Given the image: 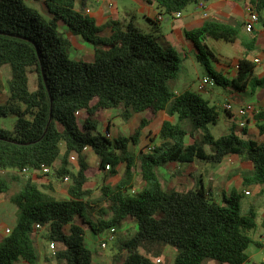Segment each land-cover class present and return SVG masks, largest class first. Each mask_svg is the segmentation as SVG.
Returning <instances> with one entry per match:
<instances>
[{"label":"trees","instance_id":"1","mask_svg":"<svg viewBox=\"0 0 264 264\" xmlns=\"http://www.w3.org/2000/svg\"><path fill=\"white\" fill-rule=\"evenodd\" d=\"M76 1L45 0L49 15L45 19L24 0H0V68L7 66L10 72L0 118H15L11 130L0 127V194L16 188L10 198L16 208L15 226L0 245V264H16L19 259L38 264L35 239L40 233L53 246L57 264H93L87 233L96 237L111 228L117 231L128 220L136 230L130 239L118 242L112 264H160L149 258L157 246L175 250L173 264L207 260L244 264L252 243L249 233L256 223L252 212L241 214V195L233 191L216 202L200 185L186 191L163 190L158 170L169 163L221 164L226 157L238 156L252 166L250 172L242 174V186L264 184V139L244 142L234 133L218 139L210 134L196 139V131L218 122L219 106H209L197 91L184 89L175 94L170 89L168 83L177 79L180 70L176 51L161 47L153 36L131 25L123 27L115 21L106 24L110 34L103 36V28L76 10ZM144 1L169 17L195 3ZM249 3L258 16L264 12V0ZM58 23L92 46V62L68 57L71 45L58 31ZM239 35V28L214 20L185 32L196 49L197 61L215 85L253 93L256 88L264 89V77L254 76V64L241 59L236 75L227 79L213 68L216 58L203 43L207 38L233 43ZM250 45H254L253 39L244 45L246 54L251 52L247 49ZM30 75L35 79L33 89ZM112 110L119 111L125 123L133 115H144L129 138L111 140L97 132V114ZM79 112L86 115L82 123L76 117ZM160 112L169 119L161 124L159 144L151 151H130V146H138L141 131ZM172 117H176L175 123L170 121ZM261 119L264 111L257 115L256 120ZM258 129L264 133V126ZM187 137L191 144H186ZM86 150L98 158V169L104 173L99 191L100 199L110 203L107 219L92 221L85 216L92 196V191L84 189L90 169ZM123 165L126 179L115 187L107 185ZM41 166L51 167L50 180L67 183V198L57 199L50 186L44 191L32 175L21 173L24 169L37 172ZM134 170L145 187L132 193L128 185Z\"/></svg>","mask_w":264,"mask_h":264},{"label":"crops","instance_id":"2","mask_svg":"<svg viewBox=\"0 0 264 264\" xmlns=\"http://www.w3.org/2000/svg\"><path fill=\"white\" fill-rule=\"evenodd\" d=\"M128 1L130 4L120 2L121 10L119 11L117 0H77L76 10L84 15H87L95 21L98 27L103 28L102 35L105 37L109 36L110 34L109 28L106 27V24L109 21L119 22L123 27L131 25L134 28L140 30L142 33L153 36L161 47L172 48L175 50L180 58V61L182 59H186L190 53H197L194 45L188 39H186V31L199 28L206 21L210 20L218 21L220 23L239 28V38L233 43H228L222 40H214L211 38L203 40V43L208 48V43L210 41L222 43L228 47L227 51L229 53L223 55L220 52L215 54L209 48L216 58L213 63V68L218 73H221L225 78L232 79L237 73L238 62L241 59L246 58L254 64V76L257 78L264 77V12L259 15L258 22L253 24L252 32L248 33L245 30V25L249 21V14L247 12L248 6L250 4L249 0H203L206 3V16H204V13L196 8V4L199 0H195L193 7L188 9L186 8L180 13L179 18H176L175 15L170 17L165 15L162 10L157 8L156 5L147 4L144 0ZM30 2L35 3L32 1ZM94 2L96 4H94ZM106 2L108 3L107 8L101 6V4ZM157 18H160L161 21H157ZM152 22H155L157 27H154ZM58 31L70 42L71 47L69 52L74 58H78V60L82 61H84V59L90 60L84 61L88 63L93 61L94 51L92 46L82 41L79 37L72 36L62 23H58ZM252 39L254 40V45L248 46L247 49H250L251 52L246 54L248 50H246L244 45ZM184 88L187 89L186 84L184 85ZM226 89L230 90L229 95L231 98H234L233 103L238 106V110L241 107L252 106L258 111L256 115H247L245 118H238L236 116L237 113H233L232 111L230 112L232 117L228 116L224 112L227 117L226 122L228 123V129L232 130L233 127L236 126L234 121L237 118L236 120L239 121L238 125L242 121L246 122V125L242 128V130L247 133V128H249L248 132L252 134L253 141H262L264 139V133L261 134L259 132L258 126H264V119L257 121L256 118L260 112L264 111V89L256 88L253 93H250L249 91H245L243 93L234 92L231 88ZM175 92L176 94L179 93L177 91ZM208 92L213 93L214 89H211ZM119 113L120 112L116 110L102 111L96 116V119L99 121V125L101 127L103 126L102 130L106 132L111 139L119 136L117 133L112 135L110 134V127L113 124H118L122 121ZM159 116H161V123L157 128V134L163 121L169 119L164 112L158 113L156 119ZM85 117L86 115L84 112H79L77 119L80 123H82ZM156 119L146 128H144L143 135L145 133H152L153 136L156 135V132L154 133V130H151V126L155 123ZM170 121L175 123L176 117L170 118ZM147 146L146 148L151 147L149 144ZM131 147L133 146H130L129 150L133 151L131 150ZM84 155L88 164L90 160H92L95 165L98 164V158L91 150H86ZM71 164L73 166L72 170L75 172L76 162L71 161ZM177 170H179V168H177L176 171ZM251 170L252 166L249 161L242 157L229 156L222 161L221 166L215 169V172L207 175L206 181H204L205 179H203V177L202 179L200 178L199 185L204 187L216 202H219L224 195L228 196L233 191L241 195V214L246 215L249 212H252L255 214L256 223L255 229L249 233L252 243L246 250L247 261L244 264H264V240L261 239V235L264 232V184L252 185L247 188L242 186V174L250 172ZM119 173L120 172H118L116 176L112 177L110 181L115 180V177L120 175ZM36 177L39 178V180H41L43 183H45V178L48 179V177H44L42 175L32 174L33 179ZM184 179H186V176H184ZM47 183L52 189L54 188L53 184L55 181L51 180ZM96 183L97 182L91 183L88 177V181L84 185V189L92 191V194H96L94 192V185ZM184 183H186L185 180ZM222 184H224V186H222ZM213 185L216 186V188H214ZM188 189L189 188L187 185L184 191ZM60 193L62 194L63 199L67 198L66 190L61 191ZM246 193H248V195H246ZM54 195L56 197L55 190ZM129 224L135 228L134 223L128 220L121 226V229H126L127 225ZM14 226L15 222L12 224L11 228L8 229L11 230ZM5 230L2 232V229L0 228V234H2V236H5ZM90 235L91 237L93 236L91 233ZM98 237L100 236H96V238ZM174 256L175 254L173 255L172 263ZM160 264H162V261ZM210 264L217 263L214 262Z\"/></svg>","mask_w":264,"mask_h":264},{"label":"rangeland","instance_id":"3","mask_svg":"<svg viewBox=\"0 0 264 264\" xmlns=\"http://www.w3.org/2000/svg\"><path fill=\"white\" fill-rule=\"evenodd\" d=\"M35 2V3H31ZM24 0V3L28 7L34 8L43 18L48 19L49 15L44 7V1L45 0ZM124 2L125 4H130L128 0H117L118 10H121V3ZM94 4H96L94 2ZM101 6L108 7V3H103ZM193 4L189 5L188 8H192ZM64 37V35H63ZM65 38V37H64ZM209 48L217 54L218 52L223 54L229 53L227 51V45H224L222 43H218L215 41H210L208 43ZM230 50V49H228ZM68 57L70 59H77L74 58L71 53L68 51L67 53ZM182 59V57H181ZM84 61H90L84 59ZM180 70L177 79L174 82H169L168 86L170 89L176 94L177 92H182L184 89V85H187V89L191 91H196L197 85L199 83V80L205 77L206 71L204 67L197 61L196 54L190 53L186 59H182L179 64ZM10 79V72L9 68L7 66L0 68V103H4V101L7 98L8 94V81ZM35 85V79L32 75H30V88L33 89ZM214 92H203L200 93L202 98L207 100L209 103V106H219V117L218 122L215 125H207L206 127L196 131L194 133V137L196 139H201L203 136L210 134L214 139H218L222 136L229 135L230 133H234L237 137H239L242 141L247 142L249 140L253 139V136L251 133H249V128H247V133H245L242 128L238 125V120L235 119V127H233L232 130L228 129V123L226 122V115L224 111L221 109V106L226 103V101H229L233 105V113L238 112V106L233 103L234 98H231L229 95L230 90L225 89L223 87H220L218 85H214L213 87ZM234 97V96H233ZM143 114L133 115L130 119V122L128 121L125 123L124 121L113 124L110 127V134L117 133V135L121 137L129 138L137 129L139 126L140 120L143 117ZM13 116H8L6 118H0V127L11 130L12 125L14 122ZM161 123V116H159L155 123L151 126V130H154V133L157 131V128L160 126ZM103 126L101 127L98 125L97 132L103 134L107 138L111 139L109 135L104 132ZM144 130V129H143ZM143 130L140 134V143L136 148L131 147L134 153H137L139 150H147L146 146L149 144L151 145V148L157 146L159 144V138L158 134L156 132V135L153 136L152 133H145L143 135ZM232 131V132H231ZM260 132V131H259ZM95 135V134H94ZM146 137V138H145ZM255 137V136H254ZM145 138V139H144ZM113 139V138H112ZM111 139V140H112ZM186 144H191L192 139L190 137L186 138ZM148 147V146H147ZM206 150H209L208 146H205ZM91 159V158H89ZM90 169L88 171V177L89 181L97 182L94 185V192L96 194H92L90 197V209L88 211H85V216L91 219L92 221H96L98 218L107 219L111 216L110 213V203L103 201L100 199V187L102 182V176L104 173L99 171L98 164L95 165V163L90 160L89 162ZM221 164H210V163H204L195 161L191 164H177V163H169L163 166L161 169L158 170V178L160 185L163 190L168 189H176L177 191H184L186 189V186L188 185L189 189H193L199 186L200 178L207 179V175L212 174V172H215V169H217ZM179 168V170L176 171V169ZM118 172H120L117 177H115V180L110 181L109 178L106 182L107 185L111 187H115L117 184L121 183L123 180L126 179V170L125 166H121L118 169ZM184 176H186V179H184ZM131 180L129 182V185L131 190H134V192H138L142 190L145 187V184L140 180V177L138 173L134 170L131 174ZM38 185L42 188V190L46 191V188L49 186L47 183L48 181H51L49 178H45V183H43L39 178H34ZM47 179V180H46ZM184 180L186 183H184ZM188 182V183H187ZM109 183V184H108ZM54 188L53 191H56V198L57 199H63L61 191H67V183H57L55 182L53 184ZM224 186V184H222ZM214 188L216 186L213 185ZM16 192V188L12 187L11 190L6 194H0V228L2 229V232H4L5 229L11 228L12 224L16 220V208L11 203L10 198L14 195ZM106 214V215H105ZM79 219V223H80ZM136 228H133L130 224L127 225L126 229H121V227L117 230L116 233V239L113 242H109L107 244V247L105 249H102L100 247V241L107 236L108 231L105 234L100 235V237L96 238L95 236L90 235V233H87L86 237V245L88 249H90L93 253V264H112V256L117 254V245L118 242H124L128 239H130ZM4 236L0 234V245L2 243ZM36 247L38 250V264H57V262L52 257V250L49 248L48 242L44 241L42 238V234L40 233L36 239ZM140 253H143L140 251ZM175 254V250L168 246H157L156 250L152 255L149 256L151 260H155V258L161 262L162 264H173L172 259L173 255ZM121 257L124 258L125 253L120 254ZM159 258V259H158ZM260 261V260H259ZM214 263L213 261L207 260L204 261L202 264H210ZM16 264H27L22 260L16 261Z\"/></svg>","mask_w":264,"mask_h":264},{"label":"built area","instance_id":"4","mask_svg":"<svg viewBox=\"0 0 264 264\" xmlns=\"http://www.w3.org/2000/svg\"><path fill=\"white\" fill-rule=\"evenodd\" d=\"M30 1V0H29ZM196 8L198 10H200L201 12L204 13V16H206V3L203 0H199L196 4ZM247 12L249 14V21L246 23L245 25V30L250 33L253 30V24L257 23L259 20V16L253 12V10L251 9L250 6H248ZM176 18L180 17V13L175 14ZM157 21H161L160 18H157ZM215 83L214 81L209 78L208 76L203 77L202 79L199 80V83L197 85L196 91L199 93H203V92H208L209 90L213 89ZM233 108V105L231 102H226L225 104H223L221 106V109L224 112H231ZM258 113V111L253 108L252 106H246V107H241L238 112H237V117L238 118H245L247 115L250 116H254ZM79 113H76V117L78 116ZM246 125L245 121H242L239 123V127L243 128ZM153 148L149 147L147 150L151 151ZM71 161H75L74 158L72 157L70 159ZM108 169V167L106 168ZM23 175H32V174H38V175H42L44 177H48L50 174H53L51 167H47V166H41L40 170L37 172L31 171L29 169H24L21 172ZM65 182L68 181L67 178L64 179ZM132 193H134V190H131ZM246 195H248V193H246ZM37 230H40L41 228L39 226L36 227ZM10 232V229L5 230V235H7ZM116 233L117 231L114 228L109 229L107 236L104 237L100 242V247L102 249H105L107 247V244L109 242H113L116 239ZM261 239L264 240V232L261 235ZM50 250L53 251V246L50 245L49 246ZM264 249V248H263ZM157 263H159L158 260H156Z\"/></svg>","mask_w":264,"mask_h":264}]
</instances>
